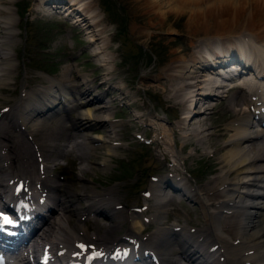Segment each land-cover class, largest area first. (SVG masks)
<instances>
[{"label": "bare ground", "instance_id": "bare-ground-1", "mask_svg": "<svg viewBox=\"0 0 264 264\" xmlns=\"http://www.w3.org/2000/svg\"><path fill=\"white\" fill-rule=\"evenodd\" d=\"M13 2L14 0H0V87L11 82L10 77L15 67L14 55L9 48L16 38L14 29L17 22L16 15L9 6ZM129 5L131 11L135 10L144 16L147 15L150 23H155L158 19L165 21L169 14L177 16L190 14V25L201 20L209 11L213 15L217 12L228 15L230 10L232 14L228 16L233 20V28L229 26L224 28V30H232V33L229 31L227 34L210 37L213 40L208 37L199 40L188 59L174 60L165 69L166 74L162 79L166 85L163 86V82L160 81L161 84L157 85V88H162L164 92L168 91V99L174 98L178 101L175 103L181 104L184 115L181 118L182 122L198 120V128L201 130L199 134L206 130L201 116L212 109L204 102L210 98L206 95L210 94L213 98H220L222 101L228 99L232 111L237 114L236 119L226 127V130L232 134L223 143L225 150L218 158L219 172L208 184L192 190L186 187L185 183L181 184L182 179L172 184L179 188L174 190V194L185 196L199 205L209 224L208 228L193 230L177 222L168 226L163 224L168 211L167 206L174 201L172 197L168 198L171 182L167 179H161L152 186L153 194L159 197V204L153 208L154 211L150 216L141 217L135 214L127 215L126 211L117 210L115 207L119 204L112 205L111 191L103 193L94 191L92 186H88L85 183L84 169L78 170L76 173L78 179L73 184L52 183L56 176L52 167L48 166L47 155L54 154L55 148L52 145L54 134L75 130L79 128L78 124L83 126V129L78 130L80 134L78 138L88 153L81 156L74 155L84 162L94 150L104 149V156H100L99 161L94 162L103 170L108 166L107 156L116 153L114 152L116 140L113 138L117 137L116 130L122 127L111 119L113 101L106 97L107 91L104 89L97 91L98 87L108 86L107 90L117 92L123 99H127L126 87L114 86L111 81L114 69L111 70L109 66L116 60L112 59L114 55L110 56L111 60L99 59L108 56L106 53L110 46L106 36L107 28L102 25L94 0H36L32 6L34 11H53L56 15H62L73 24V28H80L81 37L87 38L88 52L92 58L101 62L97 63L101 82L95 86L94 79L89 75L78 74L77 71H73L74 67L71 65L65 66L56 79H48L49 85L22 91L13 114L0 113V123H2L0 203L11 202L14 191L10 190L9 184L6 183V178L9 177L6 175L10 173L12 175L8 178L10 181L23 177L29 182L32 178L35 180L34 185L39 184L41 187L39 191L34 189L41 194L39 197L43 198L42 194L45 193L46 200L50 203L54 201L52 206L55 207L57 203L53 215L37 229L40 235L37 233L36 242L30 249L31 255L36 254L41 241H52L57 246L62 245L57 247L56 251L64 249L68 255L76 252L73 245L75 242L83 241V238L90 240L88 243L90 245L96 243L99 248H110L114 244L111 242L114 238H107L108 234L119 231L127 220L129 225L126 237L133 239L139 249V253L136 254L137 264H151L144 258V251L154 252V264H264V127L259 125V122H264V50L262 49L264 38L260 37L264 36V19L258 18V13L253 14L250 8L253 6L256 10H261L264 7V0H131ZM243 10L245 15L241 22L238 12ZM253 15L257 20L263 21L254 25L253 33L256 35L251 33L244 36V32L237 34L238 27L252 20ZM227 19L228 17L224 21ZM144 29L138 30L139 36L145 33ZM241 69L243 72L246 71V74L237 78L236 74ZM217 71L222 76L218 75ZM231 77L233 78L227 79ZM229 86L240 89L241 96H237L236 93L227 95ZM245 87L247 92L243 90ZM249 94L251 99L247 98ZM73 113L75 116H71ZM257 115L258 121L255 120ZM137 118L142 120L141 115ZM30 122L31 133L40 132L44 135L42 139H48L44 142L40 139L30 142L31 148H38L36 151L31 149L32 152L34 154L40 152V157H43L41 164H44L45 172L39 175L34 171L32 152L30 149L25 150L13 135V132L17 131L23 136L22 128ZM96 126L103 127L107 135H94L91 129ZM150 127L155 132L159 128L156 122L150 123ZM168 130L170 131L169 127ZM179 131L177 133L180 138L186 137L187 134ZM31 133L29 135L33 136ZM156 136H159V133ZM2 139L5 141L3 142ZM198 139L205 142L208 138L201 135ZM93 143L97 145L92 146ZM165 143L162 142L163 145H166ZM61 150L58 154L60 156L72 154L71 149ZM162 154L165 157L168 155L165 147L162 149ZM51 160L53 162V159ZM51 174L55 177L51 178L49 176ZM46 207L48 208L49 205L46 204ZM99 216L111 223L105 228L104 233L100 234L98 240H92L93 237H89L86 225L92 224V227L95 225L93 229L97 231L100 225ZM144 217H147V223L155 226L154 230L145 236L141 235L144 231L142 221ZM82 218L85 223L80 221ZM32 225L33 229L37 227L36 223ZM31 229L30 225L29 230ZM53 237L56 239H49ZM115 239L118 242L125 240L119 236ZM106 243L111 245L108 246ZM180 259L184 262L180 263Z\"/></svg>", "mask_w": 264, "mask_h": 264}, {"label": "rangeland", "instance_id": "rangeland-1", "mask_svg": "<svg viewBox=\"0 0 264 264\" xmlns=\"http://www.w3.org/2000/svg\"><path fill=\"white\" fill-rule=\"evenodd\" d=\"M130 2L131 0H94L102 25L107 28L106 36L110 46L106 53L108 56L99 59L111 60L110 56L114 55L112 59L116 60L109 66L111 70L114 69L111 81L114 86H125L127 91V99H123L117 92L107 90L108 86L97 88V91L103 89L107 91L106 97L113 101L111 119L122 125L116 130L117 137L113 138L116 140L114 141L116 153L107 156L108 166L103 170L94 162H98L100 156H104V149L94 150L83 162L74 155L81 156L88 153L83 143L79 142L78 133L65 130L60 131L59 135L52 136L55 151L54 154L47 156L50 160L55 157L57 161L55 166L59 169L56 168L54 174L60 182L73 183L78 179L75 178V173L79 169H84V177L93 181V185L88 186H92L94 191L103 193L111 191L112 205L119 203L120 206V209H117L118 206L115 207L117 210L132 214L135 213L134 208L146 205L148 209L143 211V215L150 216L154 211L153 208L160 201L157 194H153L151 185L157 183L153 182V177L157 181L169 179L173 184L183 179V184L185 182L191 190L208 184L219 172L218 158L225 150L223 143L232 134L226 130V127L237 117L228 99L225 101L220 98L217 100L216 97L206 99L204 102L212 109L201 116L206 130L199 134L201 130L198 124L189 125L190 122H182L181 118L184 115L181 104L175 103L178 101L174 98L168 99V91L164 92L162 88H157V85L160 82H163V86L166 85L162 78L171 62L188 59L194 46L205 37L210 39L213 38L212 36L227 34L229 31L232 33V30H224V28L225 26L233 28L234 23L228 16L232 15L230 10L228 15L218 12L213 15L210 11L206 12L205 18L193 25L189 24L190 14H180V16L169 14L165 21L158 19L155 23H150L147 15L144 16L135 10L131 11ZM34 3L35 0H14L9 5L15 12L17 22L14 25L16 38L13 45L9 46L15 59L14 74H11V82L0 87V112L4 108L9 110H7L9 113L4 112L5 114L13 113L22 91L49 85L48 77L56 79L65 66L71 65L74 67L73 71H77L78 74L89 75L94 79L95 86L101 82L97 71V63L101 62L92 58L88 52V41L87 38L81 37L80 28H73V24L62 15L54 14L51 19L38 17L39 14L31 11ZM250 8L253 14L258 13V18L264 19V7L259 11L253 6ZM238 13L242 22L245 10ZM226 17L230 20L224 21ZM259 22L263 21L257 20L253 15L252 20H248L244 26L236 25L239 26L237 34L244 32V36H247L253 33L254 25ZM141 28H145L143 30L145 33L139 36ZM260 37L264 38V36ZM151 85L154 87H149ZM233 93L241 96L240 89L234 86L226 94ZM140 115L143 122L137 118ZM154 122L159 126L157 133L150 127V123ZM194 128L196 129L192 132ZM26 129L29 131L30 125H27ZM177 129L180 130L179 133L187 134L186 137L180 138ZM91 131L96 135H107L106 130L101 126ZM158 133L159 136H156ZM201 135L208 139L205 142L198 139ZM42 136L44 137L42 134L40 136L37 134L36 137L42 138ZM22 140L25 143V139ZM162 142H166V145ZM164 147L168 153L166 157L162 154ZM64 148L71 149L72 154L65 157L58 155ZM30 151L32 152L31 148ZM33 159H36L34 154ZM50 160L49 164L52 165ZM147 191L151 192V198L148 200L143 196V192ZM168 196L174 201L167 206L168 211L163 221L165 226L177 222L193 230L208 228L209 224L198 204L187 200L184 196L171 194ZM99 219L101 226L99 225L97 231L93 229L95 225L93 227L92 224L86 225L89 237H93L92 240H98L100 234H103L111 223L103 217ZM127 227L126 221L119 231L109 233L107 238H114L111 242L116 243L115 238L125 235ZM147 227L142 235L154 229L152 226ZM85 241L89 243V240Z\"/></svg>", "mask_w": 264, "mask_h": 264}]
</instances>
